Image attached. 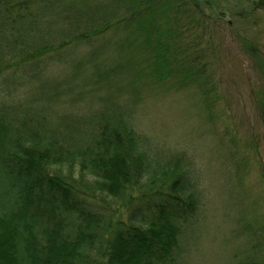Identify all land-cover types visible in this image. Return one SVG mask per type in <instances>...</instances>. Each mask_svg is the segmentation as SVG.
I'll return each instance as SVG.
<instances>
[{
	"label": "trees",
	"instance_id": "16d2710c",
	"mask_svg": "<svg viewBox=\"0 0 264 264\" xmlns=\"http://www.w3.org/2000/svg\"><path fill=\"white\" fill-rule=\"evenodd\" d=\"M110 3L0 0V264H182L200 184L185 152L152 149L136 111L169 82L198 89L207 109L223 101L210 19L193 0ZM84 45L89 60L99 46L117 54L90 79L96 108L60 113L50 83L24 88ZM47 96L42 109L26 101Z\"/></svg>",
	"mask_w": 264,
	"mask_h": 264
},
{
	"label": "rangeland",
	"instance_id": "374dc122",
	"mask_svg": "<svg viewBox=\"0 0 264 264\" xmlns=\"http://www.w3.org/2000/svg\"><path fill=\"white\" fill-rule=\"evenodd\" d=\"M255 1L193 0L210 19L223 101L207 109L198 89L171 88L169 82L137 105L138 129L152 149L185 152L200 184L202 202L184 233L182 264H264V74L258 62L264 66V10L250 12ZM54 7L61 10L60 3ZM91 52L88 45L79 46L69 64L44 70L43 64L24 88L32 89L37 79L50 83L60 113L96 108L100 98L89 92L90 79L117 54L99 46L89 60ZM60 57L67 60L69 51ZM49 96L40 103L26 101L42 109ZM60 113L48 116L61 128L66 121L58 120Z\"/></svg>",
	"mask_w": 264,
	"mask_h": 264
}]
</instances>
